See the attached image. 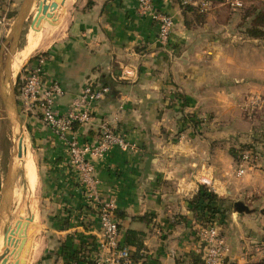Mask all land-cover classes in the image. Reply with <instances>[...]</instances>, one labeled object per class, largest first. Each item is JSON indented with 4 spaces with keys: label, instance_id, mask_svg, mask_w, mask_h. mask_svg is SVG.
<instances>
[{
    "label": "crops",
    "instance_id": "0c3cea01",
    "mask_svg": "<svg viewBox=\"0 0 264 264\" xmlns=\"http://www.w3.org/2000/svg\"><path fill=\"white\" fill-rule=\"evenodd\" d=\"M12 1L16 9L19 0ZM183 1L153 0L174 21L169 42L162 47L156 25L138 14L134 0H64L43 14L48 25L41 23V41L36 40L30 55L46 46L43 76L46 83L62 88L56 100L61 112L85 84L108 87L91 108V121L74 124L66 140L93 143L100 127L108 125L131 146L127 151L114 148L92 163L101 198L115 199L124 216L118 219L122 245L127 231L136 233L134 244L125 246L137 254L136 264H202L206 246L188 208L201 186L227 204L242 202L252 210H231L215 223L228 247L225 264H258L264 252V118L243 111V106L253 95L264 96V49L256 40L234 42L233 18L213 21L224 3L207 0L209 7L201 11V0ZM3 5L0 1V17ZM15 21L10 31L0 26V105L7 116L0 118V179L8 151L2 118L4 126L9 118L2 82L26 46L12 59L5 57ZM10 79L6 82L12 85ZM22 122V150L32 153L40 196L31 247L22 248L17 264H65V252L71 249L80 258L78 264L92 263L101 230L68 165L66 142L37 112H26ZM241 146L254 147L258 157L236 177L232 151ZM8 172L0 182V204ZM37 211L42 225L36 222ZM143 216L147 222L139 219Z\"/></svg>",
    "mask_w": 264,
    "mask_h": 264
},
{
    "label": "built area",
    "instance_id": "2783aa9c",
    "mask_svg": "<svg viewBox=\"0 0 264 264\" xmlns=\"http://www.w3.org/2000/svg\"><path fill=\"white\" fill-rule=\"evenodd\" d=\"M134 1L138 14L156 25V41L160 46L166 47L174 25L173 18L157 10L153 0ZM188 3L190 0L183 1V4ZM207 5V0H201L198 4L201 11H205ZM0 26L10 31L12 25L8 26L5 16L2 15ZM34 58L33 62L27 63L18 78V97L24 111L37 112L42 123L66 142L68 165L77 176L87 205L96 211L101 230L93 264H136L131 259V251L125 248L120 240L119 221L115 214L116 201L112 197L104 200L101 198L100 180L92 163L95 158L103 159L114 148L127 151L131 146L108 125L100 127L98 137L93 143L80 144L75 139L66 140V135L74 124H86L91 121V108L104 98L109 89L106 86L85 84L79 94L72 99L68 108L61 112L56 107V100L63 94L62 88L56 82H45L43 76L45 57L39 54ZM260 103H264V100L254 99L245 106V109L255 108ZM257 157L255 149H243L239 153V160L236 161V176L244 175ZM198 236L200 242L206 246V255L202 264H225L228 247L219 228L215 224L200 227Z\"/></svg>",
    "mask_w": 264,
    "mask_h": 264
},
{
    "label": "rangeland",
    "instance_id": "374dc122",
    "mask_svg": "<svg viewBox=\"0 0 264 264\" xmlns=\"http://www.w3.org/2000/svg\"><path fill=\"white\" fill-rule=\"evenodd\" d=\"M0 1H1V5H3V3H4V5H3L4 9L2 10V13L6 18L8 26H11L13 24V18L15 21V18L17 15L16 13H17L18 9H21L23 7V4L21 6L22 0L18 1L19 5L16 6V9L15 8L13 9V7L11 6V3L13 2L12 0H0ZM34 1H35L34 2L35 4L33 5L34 10L28 16V19L24 22L23 28L21 30L19 37L17 38V41L14 42V40L12 38H9L7 43H6V55H5V57L7 59H12L25 46L26 36L28 34V31H29L33 21L38 22V28H37V32H36L37 34H35L37 41L41 40V36H40L41 35L40 31H41V26H42L41 23L44 24L45 26L48 25V22H47L48 20L45 19L44 16L42 17V22H40L38 19L41 15H43V12H40L42 10L41 7L43 6V4L45 3V5L50 6V4L54 1L53 0H44V1H41V3H39V4H37L38 0H34ZM212 1L224 3L223 5H221L217 9V14H216L215 19L213 21L220 22V23H226L233 18V20H234L233 21L234 25L232 27V35L233 36H230V37L233 38L234 42H236V43L241 42L242 43V42H245L246 40H249V41L256 40V42H258L259 46L261 45L264 49V36L261 38H252V37L247 35V31L252 30L254 28L257 30L260 29L262 32H264V0H212ZM39 5H41V7L38 8ZM207 7H209V4ZM38 9H41V10L38 11ZM199 15H204V12L199 13ZM257 25H261V27L259 28V26H257ZM53 30L51 32V37L53 36ZM43 39L46 40L45 37ZM50 41H51V39H50ZM45 48H46V46L42 49L37 50L32 55H30L28 59L23 61L20 65L19 69L17 70V72L14 73V71L12 69H8V71H7L8 76L7 77L11 78L10 80L12 82L11 83L12 85H10L9 83L6 82L7 77L3 78V82H2L3 85H6V90H5L4 95H6V98H7V103L9 106L8 109L10 110V109H12V107H14V110H15L16 115H17V119H18L19 123H21L20 129L24 133H25V131H24L25 127H24V124L22 122V119L24 118L26 112L23 111L24 110L23 106H21L20 100L18 99V92H17L18 91V85H19L18 78L23 73V70H24L25 66L27 65V60L33 58L36 55L42 54L43 53L42 51ZM17 57H18V54L16 56V59H17ZM257 98L264 100V96H260V95L254 96L253 95V96L249 97L247 104H249V102H251L252 100L257 99ZM247 104H245L243 106V111H245V112L249 111L250 113L253 112L254 115L257 114V115H255L256 117L261 116L264 118V103H260L255 108L249 107L248 109H245V106ZM3 109H4L3 106L0 105V118L1 117H4V118L7 117L6 113H4ZM6 121H7V124H6L7 126H4L5 125V119L2 118V122H4V123H2L3 126L1 129L7 130V133H8V151L5 153L3 161H2V167H1L2 168V171H1L2 177L0 179L1 183L4 182L8 168H9L11 162L13 161L15 140H17V137H15V135L12 132V128L10 125L9 118H8V120L6 119ZM263 121H264V119H263ZM262 124L263 123H261V125ZM30 147L32 150L31 144H30ZM25 149H26V151H30L28 148H24V150ZM32 152H33V150H32ZM30 153H31V151H30ZM23 154H24V151H23ZM33 155H34V152H33ZM35 160H36V157H35ZM22 169H21V158H20L17 178L14 181L15 185H13L14 187H16V190H15L14 194L12 193V195H14V196L11 197L12 200H11V204H10V206H13V208L12 209L9 208L8 214H7V217H9V223H8L9 227L14 232L13 235L10 237L11 241L13 240V242L11 244L9 242H7V244H6L5 249L7 250V252L4 254V264H17V262H18L17 260L22 253V248H24V250L28 249V247L30 246V243L28 244V241L31 239L30 237H33L32 232L29 233L28 230H29V227L31 225H33L34 223H33V221H29L27 219L28 213L30 212L32 206H30L28 204L29 200L26 199L25 196H28L29 194H31L34 197L33 198L34 202H35L34 208L37 210L36 205L38 204L37 199L40 196V192L38 191L37 185L35 186V189H33V190L29 191L27 189L28 186H27L26 181L24 179V171ZM235 170H236V168H235ZM235 176H236V173H235ZM236 177H238V176H236ZM11 189H12V186H11ZM39 202H40V200H39ZM246 207L248 210V212H246V214L251 213L252 210H250L248 206H246ZM39 208H40V212L42 214V206L41 207L39 206ZM233 212H235V211L233 210ZM41 220H42V218L40 217L39 212H38V215L36 217L37 224L40 225ZM213 224L216 225L217 223H215V221H214ZM216 226L219 228V231L222 235V232H221L219 225L217 224ZM43 227L44 226L40 227V231L43 229ZM198 229H197V231H198ZM19 233H20V237H19ZM7 237H9V235H7ZM22 240L24 241V243L21 246ZM31 241H32V239H31ZM224 263H225V261H224ZM28 264H32V263L29 262ZM258 264H264V252L262 254V257L259 259Z\"/></svg>",
    "mask_w": 264,
    "mask_h": 264
},
{
    "label": "trees",
    "instance_id": "16d2710c",
    "mask_svg": "<svg viewBox=\"0 0 264 264\" xmlns=\"http://www.w3.org/2000/svg\"><path fill=\"white\" fill-rule=\"evenodd\" d=\"M179 3L182 0H178ZM187 9V8H185ZM3 10V9H2ZM1 10V11H2ZM258 23V22H257ZM259 28L261 25H257ZM247 35L252 38H261L264 36V32H262L260 29H252L247 31ZM35 58H31L29 62H33ZM107 87V86H106ZM18 92V91H17ZM246 148H252V146H241L239 150L232 151V155L235 158L236 161L239 160V153ZM234 203L227 204L226 200L219 198L216 194H214L210 189H208L205 186H201L196 194L188 201V208L189 211H191L193 218L196 220V223L200 227L213 224L216 218L218 216H223L228 214L231 210H234ZM116 218L117 219H124V216L119 211H116ZM147 216L140 217L139 219L141 221L147 222L146 219ZM136 233L134 231H127L124 239V247L126 245H133L134 239H135ZM140 247V244H138ZM66 258H65V264H69L71 262H75V264H78L80 258L77 256V252L75 250L66 251ZM64 254V255H65ZM131 259L135 262L138 260V256L136 253H131ZM89 264H93V262H87ZM233 264V263H230Z\"/></svg>",
    "mask_w": 264,
    "mask_h": 264
},
{
    "label": "bare ground",
    "instance_id": "6f19581e",
    "mask_svg": "<svg viewBox=\"0 0 264 264\" xmlns=\"http://www.w3.org/2000/svg\"><path fill=\"white\" fill-rule=\"evenodd\" d=\"M41 16H43V15H41ZM37 24H38L37 22H34L33 25L31 24L32 27H31L30 33L27 36L26 46L23 48L22 52L19 53L17 59L14 60L15 63L13 62L14 63V66H13L14 73L17 72L20 63L23 60H25L34 51V49H35L36 39H35V36L34 35H35L36 29H37ZM41 35H42V32H41ZM38 44H37V47H38ZM37 47H36V49H37ZM8 116H9V119L11 121L12 132L15 135V137H17V140H15L14 155H13V161H12V165H11L12 189L10 190V192H11V194L13 193V187H14L13 185H14L16 173H17V171L19 169L20 158H21V169L23 168L22 170L24 171V179H25L26 184L28 186L27 189L30 191V190H33L35 188L36 180H37V177H36V168H35L33 156L30 153V151H26L24 154L22 152V155L20 157L18 156L19 140L22 138V133H21L20 126H19V123L17 121V118L15 116V112L13 111V109H10L8 111ZM4 197H3V200H2V202L0 204V228H1V218L3 216H7L8 210H9V209H7V211H6L5 203H6V198L7 197H6V195H4ZM9 208H10V206H9ZM2 236H3V234L0 235V248H1V240H2L1 237ZM5 248H6V246H5ZM31 249H34V248H30V250ZM4 252H5V249L0 250V264H3V262H4V254H5Z\"/></svg>",
    "mask_w": 264,
    "mask_h": 264
},
{
    "label": "water",
    "instance_id": "95a60500",
    "mask_svg": "<svg viewBox=\"0 0 264 264\" xmlns=\"http://www.w3.org/2000/svg\"><path fill=\"white\" fill-rule=\"evenodd\" d=\"M31 0H25L24 3H23V7H22V10L20 12V15L18 16V18L16 19L15 23H14V26H13V29H12V32H11V38L15 41H17V38L19 37L20 33H21V30L23 28V25H24V22H25V19H26V16H27V11H28V8H29V3H30ZM64 0H54V2H52L50 4V6H47L45 5V3L43 4V6L41 7V5L38 6L41 7L43 9V14H45L47 12V10H50V9H55L57 8V5L59 3H63ZM40 10V9H39ZM47 17H50L49 14H46ZM13 111L15 112L14 110V107H12ZM15 116L17 118V115H16V112H15ZM18 121V119H17ZM19 123V121H18ZM19 126H21V123H19ZM21 130V129H20ZM22 138L19 140V146H18V156L20 157L22 155ZM26 152V149L24 150V153ZM11 165H12V162L9 166V172H8V175H7V179H6V185H5V188H4V191H3V197L4 195H6V203H5V207H6V211L7 209H9V206H10V203H11V197H13L14 195L11 194L10 190H11V186H12V179H11ZM3 197H2V200H3ZM5 198V197H4ZM26 199H28V204L31 207V210L30 212L28 213V220L29 221H33V218H34V211H35V208H34V197L29 194L28 196H25ZM1 200V202H2ZM234 206V211L237 212V213H246L248 212L247 210V207L241 203V202H235L233 204ZM13 206H10V209H12ZM9 217L7 216H3L1 218V228H0V235L3 234V236L1 237L2 240H1V248L0 250H3L5 249V246L7 244V242H9L10 244L13 242V240L11 241V236L13 235V231L10 229L9 227ZM34 229H36V227L34 225H31L29 227V230L28 232L31 233ZM2 232V233H1ZM7 235H9V237H7ZM19 237H20V233H19ZM24 241L22 240L21 241V246L23 245ZM31 243V240L28 241V244ZM7 250L5 249V252L6 253ZM3 253V254H4ZM2 254V255H3ZM4 264V262H3Z\"/></svg>",
    "mask_w": 264,
    "mask_h": 264
}]
</instances>
